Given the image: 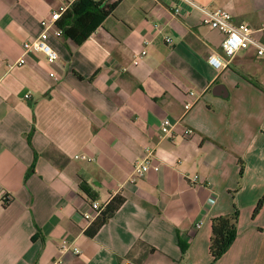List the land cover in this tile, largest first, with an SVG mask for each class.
<instances>
[{"label": "crops", "instance_id": "0c3cea01", "mask_svg": "<svg viewBox=\"0 0 264 264\" xmlns=\"http://www.w3.org/2000/svg\"><path fill=\"white\" fill-rule=\"evenodd\" d=\"M106 1L116 8L81 45L50 32L54 64L32 51L9 69L65 0H0V264H264V206L252 218L264 196V91L249 80L264 88V57L225 56L223 34L182 0ZM192 1L264 43V0ZM165 118L174 128L163 136ZM145 159L158 170L130 183ZM116 195L124 203L87 237L83 214ZM235 211L236 238L214 261L211 220Z\"/></svg>", "mask_w": 264, "mask_h": 264}, {"label": "built area", "instance_id": "2783aa9c", "mask_svg": "<svg viewBox=\"0 0 264 264\" xmlns=\"http://www.w3.org/2000/svg\"><path fill=\"white\" fill-rule=\"evenodd\" d=\"M75 0H65V2L60 5L55 11L51 12L48 19H44L41 22V32L36 38L31 41L24 42L22 44L23 55L13 64H9L8 68L13 69L17 66H22L25 64V55L32 51H39L45 55L46 62L48 64H54L58 58V52L49 44V37L52 33L56 38L62 37V31L59 30L55 24L61 18L62 14L71 6ZM183 2L189 4L194 9L201 13L202 23L213 30H217L223 34L222 42V52L227 57H232L234 54L241 50L253 49L255 54L259 57H264V43L254 39L251 36L250 28L245 24H235L232 21V17L229 12L223 9H209L203 6H199L192 0H182ZM175 14L180 13V9L176 8ZM51 32V33H50ZM166 43H171L170 37L164 38ZM146 44L148 42L146 41ZM146 55V51L143 50L139 54L135 55L133 59V65H138L141 59ZM208 64L215 70H221L225 68L226 63L224 58L219 55L211 54L207 58ZM50 77H55L54 73H50ZM192 95V93H190ZM26 99L30 98V94L25 95ZM191 108V104H186L184 109L187 111ZM174 128V125L169 119L165 118L160 124V129L163 136L169 135ZM186 136L192 134V130L186 129L184 131ZM150 169L157 171L156 166L152 167L148 161L145 159L140 164L135 166L130 183H133L138 177L143 176ZM191 184H196L198 182V176H193L188 178ZM103 208L97 202H93L90 206V212L83 214V218L87 221L95 220L99 214L102 212ZM196 229L200 228L197 224ZM61 250L64 252H72L73 254H78L79 249L77 247H71L67 242L62 243ZM122 264H135L133 262H124Z\"/></svg>", "mask_w": 264, "mask_h": 264}, {"label": "trees", "instance_id": "16d2710c", "mask_svg": "<svg viewBox=\"0 0 264 264\" xmlns=\"http://www.w3.org/2000/svg\"><path fill=\"white\" fill-rule=\"evenodd\" d=\"M116 5L117 3L109 4L106 0H75L62 14L55 26L62 31L64 39L71 40L76 45H81L113 13ZM249 80L255 87L264 91V88L259 86L255 80ZM31 171L29 169L28 174ZM123 203L124 198L122 196H114L85 230V235L90 238L94 237ZM262 206H264V196L259 199L252 213V218L256 217ZM237 221V211L228 216H220L211 220L209 252L214 261L220 259L226 253L236 238Z\"/></svg>", "mask_w": 264, "mask_h": 264}, {"label": "water", "instance_id": "95a60500", "mask_svg": "<svg viewBox=\"0 0 264 264\" xmlns=\"http://www.w3.org/2000/svg\"><path fill=\"white\" fill-rule=\"evenodd\" d=\"M212 93L216 97H222V98H226L227 97L226 89L222 85L215 86V88H214Z\"/></svg>", "mask_w": 264, "mask_h": 264}]
</instances>
